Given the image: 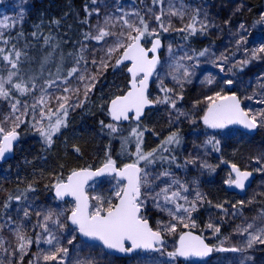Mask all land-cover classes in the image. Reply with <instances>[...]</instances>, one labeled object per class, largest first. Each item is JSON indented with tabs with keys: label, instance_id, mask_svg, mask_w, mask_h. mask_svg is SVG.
<instances>
[{
	"label": "snow or ice",
	"instance_id": "snow-or-ice-1",
	"mask_svg": "<svg viewBox=\"0 0 264 264\" xmlns=\"http://www.w3.org/2000/svg\"><path fill=\"white\" fill-rule=\"evenodd\" d=\"M96 0H93L95 3ZM153 3H162V0H153ZM87 10V9H86ZM99 13V10H96ZM162 15H155V21L159 25V29L167 32L170 30V25L166 26L162 20ZM169 15L181 16L182 10L171 9ZM134 16L136 19H130ZM10 18L5 16L0 20V29L9 28L7 21ZM87 23V21H84ZM119 31H114L117 27V22L111 17H105L103 25L96 26V33L86 34L85 39L95 40L97 42L104 41L107 46L104 51V56L100 58L97 64L93 60V65L97 66L96 74H91L84 69L74 66L67 70V74L62 76V69L57 68L56 73L49 72V76L44 80L43 84L38 81L40 77L28 74L22 69V56H26L15 45L6 52L3 47H0V61L4 64L6 75L0 74V100H7L10 103V112L4 115L0 120V160L4 159L7 153L14 150L15 142L19 140L17 129L22 123H25L24 116L31 111L33 122L31 128L35 130L43 139L44 143L51 147L53 137L60 132L62 128L67 127V117L70 110L80 107L83 100L77 99L72 103L73 97H78L81 92L79 85L71 86V80L75 79L83 85V95L87 99L88 94L95 87V82L103 70L109 67L118 68L125 61L130 62L127 71L131 76L129 81V90L120 96H116L111 100L108 107V114L116 123L104 124L101 121L102 127L109 130V134H115L120 131L118 124L121 121L135 120V127L131 128L129 136L124 138V143H130L131 138L135 140V152L131 153L133 159L130 163H126L123 167H118L116 161L111 155L106 153L105 162L101 167L93 170L91 167L73 169L65 178L57 177L51 185L55 192L57 200H64L70 196L74 200V206L70 210L55 211L49 209L47 211H35L38 222L34 227L41 229V232L36 233V239L27 235L25 231L26 225L24 220L30 218L32 212L31 205L22 207L23 217L19 221L13 220L12 216H7L6 224L14 225L12 229L17 241V247L11 253L15 255L17 252L23 255L27 254V250L33 243L40 245L41 243L48 245V249H41L34 261L29 264H40L42 260L44 264H99L95 256L89 254L86 257L80 255L83 249H79L75 257L70 256L69 248L63 246L60 236L64 232H68L71 238L68 239V244L72 245L76 240V234L84 237L87 241L98 242L97 244H87L86 246L93 251L96 247H102L109 251L119 253H133L137 250L145 252H159L165 254L166 241L165 235L177 234L178 226L184 228L196 227L192 221V213L197 211L198 206L205 201L204 195L195 191V196L189 199V187L181 180L175 178L171 171V165L177 164L176 156L171 153L174 146H179L182 143V137L178 132H172L161 143L150 151L145 152L143 149L144 132L140 126L141 117L144 113V108L150 104H167L172 109H176L178 99L182 96L165 85L164 79H160L158 87L163 93L162 98H157L152 101L148 98L147 89L149 78L157 73V66L160 64V59L157 55L158 50L162 47L159 31L157 28H150L149 23L138 12L125 13L118 18ZM264 22V15L261 16L258 23ZM58 23V21H57ZM197 16H192L190 22L185 28L178 29L181 32H188L189 35H195L197 31L206 32L209 24L207 22H199L200 27L197 29ZM245 26L240 25L243 30ZM35 35V33L33 34ZM146 37H153L151 47L145 48L142 41ZM109 38H111L109 40ZM187 39V36L184 37ZM49 38H45V43H48ZM0 42L8 44L9 40L4 37L3 32H0ZM243 42V37L237 41V45ZM86 46L82 45L79 54L76 56L75 63L79 65L85 60L83 55ZM172 48L169 45V52ZM209 49H204L193 54L185 53L176 63L169 65L168 75L180 89L186 82H190L194 75L195 67L198 66L199 58L205 57ZM151 53V56L149 55ZM261 54H264V46L258 49H253L250 53V59H259ZM71 55V54H70ZM229 57L221 55L213 63L224 71V64ZM250 59H245L233 65V68L239 67L243 70ZM114 60V63L112 61ZM194 61L192 64L180 63V61ZM46 63V60H45ZM43 71V65H42ZM232 71V69H228ZM59 81V84L57 83ZM207 84L211 85L214 78L211 76L205 77ZM225 84L232 85L231 79L225 80ZM60 85L62 94H55L50 90L54 87L59 90ZM264 88V84L261 85ZM39 90L40 95L36 96L35 92ZM19 96H32L33 103L30 105L25 101L22 102ZM252 97H249L251 99ZM207 107L203 115L199 118L206 129L224 130L232 125H239L246 130H254L257 127H264V109L257 112L245 111L241 107V101L236 95H222L221 92H216L213 96L206 97ZM264 103V100L259 101ZM52 105H55L53 107ZM37 109L39 115L37 118ZM132 114V115H130ZM179 115L188 116V113L179 112ZM47 121V123H45ZM196 123L195 120L191 121ZM10 124V127L4 125ZM243 135V134H242ZM205 145H211L216 152L221 150V141L215 136H209L204 142ZM79 152V148H75ZM167 154V155H166ZM264 157L257 158L260 163ZM159 161L161 170L157 173L149 171V166L156 165ZM226 163V161H222ZM196 159L190 158L185 161V164H195ZM167 164L165 168L163 165ZM143 165V166H142ZM201 168H208L212 171L215 169L206 162H201ZM231 172L229 179L225 183L229 186H234L237 189L243 190L245 182L250 177L251 173L242 171L236 164L230 165ZM264 170V166L261 169ZM109 177L116 181L113 192L115 202L112 198L97 194L89 196L86 191V185L89 181L95 182L98 178ZM33 184H28L27 187L19 191L18 195H9L3 208L7 211L10 207V202L15 200L18 204L29 200L28 193L35 192ZM151 200L153 206L159 211L166 213L170 220L168 222L158 221L154 229L149 224V220L142 215V209L147 201ZM94 201L95 203H92ZM211 203V202H209ZM243 205L244 202H238ZM223 208V205H216ZM235 208L236 205H233ZM19 211V210H18ZM67 213V214H66ZM173 221H175L173 223ZM207 227L213 229L214 234L220 232V228L209 223ZM238 234L246 235V248H252L254 245H264V226L255 227L249 223L245 227L238 226ZM5 241L0 239V248H3ZM223 243V242H221ZM243 248L232 247H210L204 242L200 236H195L191 232L179 233V238L176 246L172 251H167L166 255L170 259L176 257H206L213 251L219 252H240ZM7 252V249L4 248ZM0 264L3 261L0 260ZM9 264H12L10 261Z\"/></svg>",
	"mask_w": 264,
	"mask_h": 264
},
{
	"label": "rangeland",
	"instance_id": "rangeland-1",
	"mask_svg": "<svg viewBox=\"0 0 264 264\" xmlns=\"http://www.w3.org/2000/svg\"><path fill=\"white\" fill-rule=\"evenodd\" d=\"M122 1L123 0H108L106 3L111 5L114 2V5L110 7L116 9L121 15L138 12L139 15L143 16L149 23L150 28H157L159 31L160 38L164 44L162 63L157 73L154 75L150 98L155 101L158 97H163V93L158 87L160 83L158 77L163 78L167 87L173 88L176 93L182 96V99L177 100L175 110L169 105L170 109L167 110L173 117L172 121L176 129H179L181 125L191 124L192 120L199 122V118L203 115L207 107L206 97L213 96L216 92L227 95L225 92V86L227 85L225 84V80L228 79L233 81V84L229 85V88L233 89L235 91L234 94L240 98L242 107L245 111L257 112L260 109H264V103H259V101L264 100V93L261 95L255 93L257 88L255 84L257 82L254 78L259 75H263L262 77L264 78V54H261V58L259 59H250V53L253 49L264 46V22L258 23L261 16L264 15V0H162V3L155 5L153 4V0H132L127 3H122ZM26 2L27 0H0V20H3V18L7 16L10 18L9 20L16 22V18L14 20V13L16 11L22 12ZM133 2H135L136 5L138 3L140 8L136 7L132 10L130 4ZM97 9L102 11L101 8ZM171 9L182 10L184 12L183 18L179 15H169ZM161 13H163L162 20L164 24L166 26L170 25V30L167 32L159 29V25L154 18L155 15ZM92 15L93 14L89 15L88 18H92ZM194 15L197 16V29L200 27L199 22H207L209 24L207 31L203 33L197 31L195 35H189L188 32L178 31V29L185 28ZM129 18L136 19L134 16ZM241 24L245 26L243 30L240 29ZM96 26L97 25L94 26L93 23L91 25V34L93 35L96 33ZM186 36L187 38L196 37L199 39L207 37L210 43L204 49H209V52L205 57L199 58L198 66L195 67L194 75L191 77L190 82H186L183 89H180L171 79V76L168 75V72L169 65L176 63L185 53H194L192 48L181 40ZM241 37H243V42L237 45V41L240 40ZM151 38L152 37H146L145 39L149 42ZM169 45H171L172 48L171 53L169 52ZM84 46H86V48L83 55L85 56L87 64L92 63L93 60H96L98 64L100 58L104 56V51L108 45H106L104 41L97 42L95 40H87ZM222 54L229 57L228 61L224 64V71H221L220 68L213 63V61L221 57ZM245 59H250V62L243 67V70H240L239 67L233 68V65H237L238 62ZM81 62L85 63L84 61ZM112 63H114V60ZM180 63L192 64L194 61L183 60L180 61ZM75 66L80 68L79 65ZM94 66L96 67L95 72H97V66ZM230 68L232 71H228ZM80 69L83 72L84 69ZM236 70H238L239 73H237ZM87 72L91 73L93 71L87 69ZM207 76L214 78V82L211 85L204 82ZM57 83L59 84V81ZM77 85L80 86L81 92L78 97H73L72 103H75L77 99H85L83 95V85L80 84L78 80L72 79L71 86L76 87ZM63 87L64 85H60L59 90L54 87L50 91L59 95L62 94ZM35 95L39 96L40 92ZM249 97L252 98L249 99ZM52 106L55 107V105ZM9 112V101L0 100V120L3 119L4 115L9 114ZM179 112L188 113V116L179 115ZM36 115L38 118V109ZM31 122H33V116ZM45 123H47V121H45ZM4 126L10 127L11 125L7 124ZM130 131L131 130H129V132ZM218 134L219 136L215 137L221 141V150L219 152L211 149V146L205 145L203 139H200L194 133H189L182 137V165L181 167L175 165L174 167L177 172L175 173L174 170L173 174L175 178L181 180L189 187V193H187L189 199L194 198L195 191H199L205 197L204 204L208 206L202 217L203 223L198 222L192 213L191 222H194L196 227H190V229L200 232L206 239L211 240L214 247H238L244 249L240 252L215 251L213 257L205 262V264H264V252L262 251L264 245L257 244L250 249L246 248L245 243L247 234L240 235L236 231L238 226L243 228L249 223L253 224L255 227L264 226V170H258L264 166V159H261L260 163L257 162V158L264 157V127H258V131L254 135H247L239 130L230 128L218 130ZM40 139L43 141L41 136ZM190 158L196 159V163L186 164L185 166V161ZM222 161H226V163ZM201 162H206L215 170L212 171L208 168H201ZM233 163L240 169L251 171L256 175L255 181L244 197H239L230 192L228 184L225 183V180L229 179L228 176H230L228 167ZM160 170L161 168L157 165L149 166V171L152 173H157ZM203 176L206 177V180ZM186 179L188 181H185ZM201 181L203 182L201 188L196 189V183H200ZM204 181H206V183H204ZM115 183L116 181L111 180V178L101 179L90 184L87 188V193L89 196L100 194L112 198L114 197L113 192L115 191ZM224 185H226L227 188ZM240 201H243L244 204L240 205L238 203ZM92 203L95 202L92 201ZM204 204L198 206V208ZM221 204L223 208L216 207V205ZM233 205H236V207L234 208ZM73 206L74 204L72 202H63L58 206L56 205L55 208L50 204L39 201L32 206L31 212L35 214V211H47L49 209L55 211L70 210ZM18 210L17 208V213H19ZM142 211L146 214L145 217L147 219L149 216H152V219L154 221L156 220V224L158 221L168 222L170 220V217L166 213L159 211L153 206L151 200L147 201ZM174 222L175 221H173V223ZM209 223L219 227L220 232L214 234L213 229L207 227ZM181 229H184L182 225L178 226L177 234L165 235L167 242L164 255L159 253L157 256H153L140 253L128 260L126 264H177L175 259L167 257L166 252L174 249V243L172 241ZM221 229H223V231H221ZM26 232L27 235L30 233V237L35 241L36 233L41 232V229L38 227L34 229L30 227ZM70 238L71 235L68 232H66L65 237H60L63 246L69 248L70 256L75 257L77 251L82 248L83 252L80 253L82 257L91 254L96 257L99 263L101 260L107 262V260L100 255L97 247L93 251L86 246L87 244L81 245L73 243L69 245L67 241ZM48 247V245L43 243L40 245L34 243V248L30 251L29 247L27 254L23 255V259L20 258L21 254L17 252L9 258L7 263L3 264H9L10 261L12 264H29L30 261H34L35 256L40 253L41 249L46 250ZM109 256L110 257H107L109 260L114 258L111 255ZM40 264H44V262L41 260Z\"/></svg>",
	"mask_w": 264,
	"mask_h": 264
},
{
	"label": "trees",
	"instance_id": "trees-1",
	"mask_svg": "<svg viewBox=\"0 0 264 264\" xmlns=\"http://www.w3.org/2000/svg\"><path fill=\"white\" fill-rule=\"evenodd\" d=\"M107 1L96 0L93 3V0H27L23 11L14 13L16 22L8 20L7 23L10 27L0 29L4 37L9 40L8 44L0 42V47H3L8 52L12 45H15L17 49L26 53V56L21 58L22 69L28 74L40 77L38 81L40 84H43L44 80L48 78L49 72L56 73L58 67L62 69L60 74L64 76L67 74V70L76 65V56L79 54L81 46L87 41L85 35L92 32V23L94 26H101L105 17H111L113 21L117 22L115 31H119L118 18L121 14L110 7L114 5V2L110 5L106 3ZM131 1L123 0L122 3ZM130 5L132 10L136 7L140 8L139 4L137 3L136 5L135 2ZM97 8H101L102 11L99 10V13H97ZM91 14H93L92 18H88ZM84 21H87V23ZM34 33L35 35H33ZM46 37L49 38L48 43H45ZM181 40L192 48L194 52L203 50L210 43L207 37L203 39L189 37ZM145 44H148V41ZM79 66L82 69L92 70L96 74V67L93 63L81 62ZM4 67L3 62L0 61V74L6 75V71H2ZM93 72L91 73L93 74ZM236 72L239 73L238 70ZM262 76L254 77L257 82L255 84V87H257L255 93L257 95L264 93V89L261 87L264 83ZM127 80L124 68L109 67L103 70L95 82V87L92 88L87 99L83 100L82 106L77 107L74 111H69L67 127L62 128L53 137L51 147H48L40 139L37 132L31 128V118L33 116L31 111L23 117L25 123L21 124L20 128L17 129L21 136L20 143L16 146L13 157L0 164V239L5 241L3 248H0V260L3 263L9 261V258L13 256L11 253L17 247V241L12 230L14 225L6 224L7 216H12L13 220L19 221L23 217V211L20 209L31 205V211L32 206L39 201L50 204L53 207L60 205L52 196L53 188L51 185L56 178L62 176L66 179L73 169L97 168L105 162L106 153L110 154L119 166L132 161L131 153L136 150L135 140L131 138V142L125 144L124 138L129 136V130L136 125H118L120 131L115 134H109V130L102 127L101 124V121L104 124L111 123L107 114V103L110 99L125 91ZM38 92L39 90H36L35 94H38ZM225 92L228 94L235 91L229 88V85H226ZM17 98L22 102L26 101L29 105L33 100L32 96L29 98V96H19V94H17ZM169 109L167 104H157L154 109L147 111L144 119L140 121L141 128L146 129L143 142L145 152L157 148L161 141L172 132H178L181 137L194 133L200 139L202 138L204 142L209 136H219L218 132L206 129L200 120L196 123L181 125L179 129H176V126L173 125V117L167 111ZM77 147L79 152L75 150ZM171 154L176 156V161L181 167V144L174 146ZM156 165L161 168L159 161ZM175 165L177 166V164L171 165L172 172L175 170ZM163 166L165 168L168 167L167 164ZM174 172L176 173L177 171L175 170ZM205 176L203 178L206 180ZM185 181L188 180L186 179ZM202 183H196L195 188L200 189ZM28 184H33L36 189L35 192L28 193L29 200L23 202V204H18L13 200L10 202L9 209L5 211L3 205L7 201L8 196L10 194L13 196L18 195L19 191L25 189ZM112 199L115 202V198L112 197ZM17 208L19 213L16 212ZM207 208V204H204L193 212V216L198 222L203 223L202 217ZM142 215L145 216L146 214L143 212ZM37 220L38 218L32 212L30 218L24 220L25 231L30 227L34 229ZM148 220L155 229L157 226L156 220L154 221L152 216H149ZM184 229H181V231ZM65 234L66 232L61 234L60 237H65ZM28 235L30 236V233ZM207 241L212 243L209 239ZM74 244L83 245L77 236ZM4 248L7 249V252L4 251ZM33 248L34 243L30 245V251ZM97 248L100 255L107 260V262L101 260L99 264H126L131 259L111 258L112 260H109L107 257L110 256L101 247ZM262 249L264 252V247ZM158 254L150 255L157 256ZM177 264H180V262L177 261Z\"/></svg>",
	"mask_w": 264,
	"mask_h": 264
},
{
	"label": "water",
	"instance_id": "water-1",
	"mask_svg": "<svg viewBox=\"0 0 264 264\" xmlns=\"http://www.w3.org/2000/svg\"><path fill=\"white\" fill-rule=\"evenodd\" d=\"M143 41H144V40H143ZM143 41H142V43H143ZM161 43H162V47H161V48L158 50V52H157V55H158V57H159V59H160V64L157 66V69H158L159 66L161 65V53H162V50H163V42H162V40H161ZM143 46H144V45H143ZM144 47H145V46H144ZM150 47H151V42H150V45H149L147 48H150ZM145 48H146V47H145ZM149 55L151 56V53H150ZM124 65L130 66V62H129V61H125V62H124L122 65H120L118 68H121V67L124 66ZM126 72H127L128 76H129V81H130L131 76H130V74L128 73L127 69H126ZM153 76H154V75H153ZM153 76L149 78V85H148V89H147V95L149 94V92H150V90H151V85H152V82H153ZM128 90H129V82H128V88H127V90H126L123 94H125ZM123 94H122V95H123ZM229 95H233V94H229ZM234 95H235V94H234ZM119 96H120V95H119ZM236 96H237V95H236ZM237 97H238V96H237ZM238 98H239V97H238ZM113 99H114V98H113ZM111 100H112V99H111ZM111 100H110V101L108 102V104H107V113H108V107H109V104H110ZM154 106H155V104H150V105L145 106V108H144V113H143L141 119H143V117H144V115H145V112H146L147 110H150V109L154 108ZM241 107H242V105H241ZM242 108H243V107H242ZM130 115H132V114H130ZM108 116H109V120H110L111 122L116 123L115 121H113V120L111 119V117H110L109 114H108ZM130 121H131V120L121 121V122H119V124H127V123H129ZM132 121H133L134 123H137L135 120H132ZM229 128L237 129V130H239V131H241V132H243V133H245V134H247V135H254V134H256V132H257V128L254 129V130L249 131V130H246V129L241 128L239 125H232V126H229ZM19 142H20V135H19V140H18L17 142H15L14 150H13L11 153H7L6 156H5V158L2 159V160H0V164L4 163L6 160H8V159H10V158L13 157V155H14V151H15V147L18 145ZM101 166H102V165H101ZM101 166H99V167H101ZM99 167H98V168H99ZM121 167H123V166H121ZM95 169H96V168H95ZM95 169H93V170H95ZM242 171H247V170H242ZM248 172H250L251 175H250V177L248 178V180L245 182V188H244L243 190H241V189H237V188H235L234 186H230L231 192L234 193V194H236V195H238L239 197H244V196L246 195L247 191L251 188L253 182H254L255 179H256V175H255L253 172H251V171H248ZM232 174H233V176H234V173H232ZM104 178H108V177L98 178L96 181L101 180V179H104ZM96 181H95V182H96ZM92 183H94V182H93V181H89L88 185H86V188H87L90 184H92ZM53 197H54L55 200H57V199L55 198V192H54V189H53ZM57 201H58V202H64V201H73V202H74L73 198L70 197V196L65 197L64 200H57ZM149 224H150V223H149ZM150 226H151V225H150ZM184 232H191V233H192L193 235H195V236H200L198 233H195V232H192V231H184ZM77 236H78L79 239H80L81 241H83L84 243H88V244H97V243H98V242H93V241H87L86 238L79 236L78 233H77ZM200 237L204 240V242H205L206 244H208L202 236H200ZM178 238H179V237H178ZM177 240H178V239H177ZM208 245H209V244H208ZM209 246L212 247L211 245H209ZM104 250H105L108 254H111V255H113V256H115V257H130V256H132L134 253H137V252H139V251H142V250H137V251H135V252H133V253H127V254H125V253H119V252H115V251H109V250H106V249H104ZM142 252H144V253H149V252H145V251H142ZM211 256H212V253H211L209 256H206V257H187V258H185V257H178V258H179L180 260H183V261H190V260H192V261H207V260H209V259L211 258Z\"/></svg>",
	"mask_w": 264,
	"mask_h": 264
}]
</instances>
